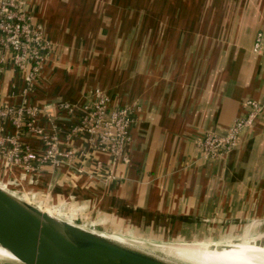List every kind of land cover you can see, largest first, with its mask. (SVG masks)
Here are the masks:
<instances>
[{
  "label": "crops",
  "instance_id": "obj_1",
  "mask_svg": "<svg viewBox=\"0 0 264 264\" xmlns=\"http://www.w3.org/2000/svg\"><path fill=\"white\" fill-rule=\"evenodd\" d=\"M22 1L53 49L27 95L24 72L0 64V106L26 99L48 108L40 123L48 133L59 126L62 149L95 88L109 92L111 106L141 108L129 163L73 136L76 156L57 168L35 161L26 175L0 157L4 187L86 210L91 227L158 243L264 235V109L219 159L204 158L197 142L208 131L226 133L247 113L246 100L264 105V47L253 50L264 0ZM63 103L75 113L58 110ZM4 134L43 151L39 135L10 123Z\"/></svg>",
  "mask_w": 264,
  "mask_h": 264
},
{
  "label": "built area",
  "instance_id": "obj_2",
  "mask_svg": "<svg viewBox=\"0 0 264 264\" xmlns=\"http://www.w3.org/2000/svg\"><path fill=\"white\" fill-rule=\"evenodd\" d=\"M263 47L264 33L259 32L253 50L259 52ZM52 49V43L42 27L33 24L24 1L0 0V64L11 62L16 69L24 72L25 95L38 85ZM93 95V100L82 106L83 113L78 121L69 127L65 135V149L60 146L59 126L53 125L52 133H48L40 123V115L48 112V108L31 105L26 99L20 105L0 106V157L6 159L10 168L21 167L26 175L36 170L35 161L57 168L76 156L69 139L84 136L94 148L109 153L116 161L129 163L131 130L137 122L140 104L111 106V96L102 87L95 88ZM245 105L247 113L235 118L226 133L208 131L198 139L204 158L219 159L230 153L242 133L253 126L264 109V105L255 99L246 100ZM58 110L73 114L75 105L63 103ZM6 123L12 124L20 133L27 131L39 135L43 142L42 153L36 154L31 146L20 142L19 137L5 135ZM23 181L22 177L12 179L14 186L22 187Z\"/></svg>",
  "mask_w": 264,
  "mask_h": 264
},
{
  "label": "water",
  "instance_id": "obj_3",
  "mask_svg": "<svg viewBox=\"0 0 264 264\" xmlns=\"http://www.w3.org/2000/svg\"><path fill=\"white\" fill-rule=\"evenodd\" d=\"M112 236L53 216L0 184V246L15 260L0 264H181Z\"/></svg>",
  "mask_w": 264,
  "mask_h": 264
},
{
  "label": "bare ground",
  "instance_id": "obj_4",
  "mask_svg": "<svg viewBox=\"0 0 264 264\" xmlns=\"http://www.w3.org/2000/svg\"><path fill=\"white\" fill-rule=\"evenodd\" d=\"M112 238L181 264H264V239L262 242L260 240L256 242L253 240L242 243L232 242V244H227L222 248L208 244L209 246L206 245L207 247L202 248V250H197L189 249L190 247L180 248L161 244L148 245L137 239L128 241L123 236H112ZM0 260L15 261L12 255L1 246Z\"/></svg>",
  "mask_w": 264,
  "mask_h": 264
},
{
  "label": "rangeland",
  "instance_id": "obj_5",
  "mask_svg": "<svg viewBox=\"0 0 264 264\" xmlns=\"http://www.w3.org/2000/svg\"><path fill=\"white\" fill-rule=\"evenodd\" d=\"M18 196L29 201L33 205L39 206L40 208L44 209L45 211H48V212H50V213H52V214H54V215H56V216H58L64 220L72 221L73 223L84 226L86 228L95 229L99 232H102V233H105L108 235H118V236H123V237H127V238L138 239L141 241L143 240L145 242L161 244V245H165V246L180 247V248H189L190 247L189 249L194 248L197 250H202V248L207 247L209 245L222 248V247L226 246L227 244H232V242L233 243H242V242H247V241H252V240L255 242L257 240H260V242H262L264 239V235H261V236L256 235L255 237H253V236H251V237L239 236V237H234V238L230 237L227 239H223V241L222 240H216V239L215 240L210 239V240H206V241H200V242L197 241V242H189V243H187V242H170V243H163L162 242V243H158V242H153L152 240L139 239V238H135L132 236L120 234L119 232H116L115 230L109 229L110 227H108V226H106V227L98 226L97 228L91 227V225L89 224V221H92V219H90L89 217H86V210L81 211L82 209H79L77 207L72 206L73 209L71 208V211H70V209H68V208L61 209L62 207L59 205L52 206L51 203H44V204L41 203L40 204V203L32 202V199L27 195L22 196V195L18 194ZM82 216H83V219H81ZM73 218H74V220H73ZM75 219H78V220H75ZM199 247H201V248H199Z\"/></svg>",
  "mask_w": 264,
  "mask_h": 264
}]
</instances>
